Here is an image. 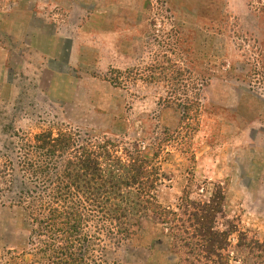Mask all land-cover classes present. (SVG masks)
Here are the masks:
<instances>
[{"label":"rangeland","instance_id":"rangeland-1","mask_svg":"<svg viewBox=\"0 0 264 264\" xmlns=\"http://www.w3.org/2000/svg\"><path fill=\"white\" fill-rule=\"evenodd\" d=\"M46 130L140 152L178 215L222 189L216 228L264 240V0H0V189L3 165L20 184V138ZM2 195L0 264H30L25 212ZM168 227L149 213L99 264H178Z\"/></svg>","mask_w":264,"mask_h":264},{"label":"trees","instance_id":"trees-1","mask_svg":"<svg viewBox=\"0 0 264 264\" xmlns=\"http://www.w3.org/2000/svg\"><path fill=\"white\" fill-rule=\"evenodd\" d=\"M97 138L79 130L21 137L20 184L12 178L15 165H3L8 179L0 192L11 195H2V203L25 212L30 264H99L110 250L138 240L142 218L151 212L169 225L178 264H232V252L242 264H264V240L239 232L233 246L235 229L216 228L222 189L206 200L184 197L178 215L154 199L158 165L140 152L122 155L118 143Z\"/></svg>","mask_w":264,"mask_h":264}]
</instances>
